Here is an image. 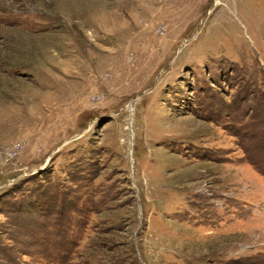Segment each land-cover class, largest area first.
<instances>
[{
    "label": "rangeland",
    "instance_id": "obj_1",
    "mask_svg": "<svg viewBox=\"0 0 264 264\" xmlns=\"http://www.w3.org/2000/svg\"><path fill=\"white\" fill-rule=\"evenodd\" d=\"M0 264H264V0H0Z\"/></svg>",
    "mask_w": 264,
    "mask_h": 264
}]
</instances>
